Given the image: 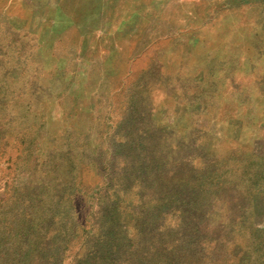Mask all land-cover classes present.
<instances>
[{
	"label": "rangeland",
	"instance_id": "obj_1",
	"mask_svg": "<svg viewBox=\"0 0 264 264\" xmlns=\"http://www.w3.org/2000/svg\"><path fill=\"white\" fill-rule=\"evenodd\" d=\"M163 1L0 0V199L79 169L93 208L0 264H264V1L212 61L210 0Z\"/></svg>",
	"mask_w": 264,
	"mask_h": 264
},
{
	"label": "trees",
	"instance_id": "obj_2",
	"mask_svg": "<svg viewBox=\"0 0 264 264\" xmlns=\"http://www.w3.org/2000/svg\"><path fill=\"white\" fill-rule=\"evenodd\" d=\"M11 169L14 171H12L10 175H8L10 177L9 181H6V183L2 184L1 186V191L4 195L6 194V197L0 199V246H4L6 243L8 244L10 238H18V244L15 242L13 243L20 246L22 245V238L29 235L48 237L50 235V232L53 231L55 215H58L60 211H55L54 208L55 195H59V198H61L60 203L62 208V211H60L62 213L61 217L60 219H57V221H61L62 223V219H64L63 213L65 212L67 219L68 216L71 215L72 211L75 213L76 219L78 220V222L75 223L77 227H79V224L82 221L85 222V224L87 223V225H89L93 214V208L89 204V200H91L92 196L89 192H86L85 188L82 184H80L79 180L75 182L77 175L80 173L79 169L77 170V174L74 177L72 185H69V183L66 185H62L60 191H58L56 194L54 191V182L56 183L58 178L56 180L53 177V170L50 172L47 171L45 173V176L42 177L43 179H41L40 176H37L38 179H35V175L31 174L30 180H35L38 183H35L36 186L34 187H32V184L31 186L23 189L21 183L17 181L19 174L18 176L16 174L17 170L19 169L20 171L21 168ZM139 170L141 173L145 172V168H139ZM0 175H3L1 171ZM97 175L98 174L96 173V176ZM124 178L125 177H123L121 180L123 181ZM180 181L181 180H175L176 183H179ZM99 185H101V183L98 181H95L93 183V186L95 188ZM122 188L127 187L125 185H122L121 187L119 186L118 191H122ZM66 189H69V192L67 190V202H65L64 204V193ZM160 194L162 193L160 192ZM76 197L84 198L83 203L86 204L84 206H87L88 208L84 216L82 217H80V209L73 203V200ZM166 201L168 202L169 199H167ZM70 202H72V205ZM114 209H116V207H114ZM67 233H69V231H67ZM75 236L78 237L79 235L76 234ZM120 242H123V240H121ZM84 244L85 243H83L82 245ZM19 248L21 249V247ZM4 252L5 250L3 248L0 251V256L4 255Z\"/></svg>",
	"mask_w": 264,
	"mask_h": 264
},
{
	"label": "crops",
	"instance_id": "obj_3",
	"mask_svg": "<svg viewBox=\"0 0 264 264\" xmlns=\"http://www.w3.org/2000/svg\"><path fill=\"white\" fill-rule=\"evenodd\" d=\"M132 1L133 0H131V3H132ZM157 2H158V0H157ZM131 3H130V5H131ZM149 3H151V1H149ZM165 3H166V0L163 1V4H165ZM208 5H209V29H213L218 24L222 23V22H220L221 16L224 13H230L229 11L232 10L233 7L239 9L238 13L240 14V16H241V14L245 15L247 0H216V1L210 0ZM158 6H159V3H158ZM256 19H257V16H255V20ZM263 20L264 19H262L260 22H258V21H256V22L261 23ZM217 27H219V26H217ZM227 27H229V26H227ZM238 28L241 30L244 29L245 24L240 21ZM218 29L220 31L217 32L218 34H216V35L213 33H209V61H212L215 59H220V58L213 55L214 51H218V50H214L215 46H217L218 44L224 43V45H226V47H229L231 44V42H229V38L232 35L228 34V30L225 29V27H219ZM179 61H181V60H179ZM1 177H3V175H1L0 178Z\"/></svg>",
	"mask_w": 264,
	"mask_h": 264
}]
</instances>
